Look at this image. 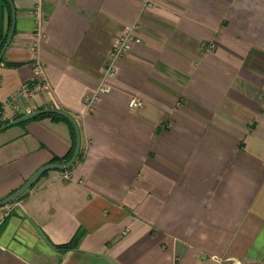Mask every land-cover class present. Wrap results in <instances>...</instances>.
I'll list each match as a JSON object with an SVG mask.
<instances>
[{
  "label": "crops",
  "instance_id": "1",
  "mask_svg": "<svg viewBox=\"0 0 264 264\" xmlns=\"http://www.w3.org/2000/svg\"><path fill=\"white\" fill-rule=\"evenodd\" d=\"M12 3L0 123L59 109L80 148L70 168L45 171L3 206L0 264H264V0ZM131 25L140 42L87 110ZM36 58L48 89L19 97ZM64 119L0 131V200L74 147Z\"/></svg>",
  "mask_w": 264,
  "mask_h": 264
},
{
  "label": "built area",
  "instance_id": "2",
  "mask_svg": "<svg viewBox=\"0 0 264 264\" xmlns=\"http://www.w3.org/2000/svg\"><path fill=\"white\" fill-rule=\"evenodd\" d=\"M148 1L155 2L158 0H148ZM134 29H135L134 25L127 26L123 29V31L119 35L114 37L111 47L108 51L107 61L104 65L102 77L99 84L94 90L84 95L83 97V103L87 110L91 109L93 102L95 101V99H97V97L100 94L108 93L111 90V86L107 83V80L111 79L114 76L117 70L116 68L117 60L130 50L133 43L140 42V39L134 34ZM32 70L35 81L33 82V84H28V83L21 84L17 90V95L19 97L21 96V97L33 99L37 97L39 93L46 91L48 89V85L44 81L43 64L39 61V59L36 58L33 60ZM142 105L143 102L136 97H129L127 100V106L130 109H138L141 108ZM63 178L67 179L68 174L65 173L63 175ZM12 203H13L11 206L12 208L17 205L15 201ZM11 207L9 208H3V206L0 207V224L3 223Z\"/></svg>",
  "mask_w": 264,
  "mask_h": 264
},
{
  "label": "water",
  "instance_id": "3",
  "mask_svg": "<svg viewBox=\"0 0 264 264\" xmlns=\"http://www.w3.org/2000/svg\"><path fill=\"white\" fill-rule=\"evenodd\" d=\"M9 8H10V26L7 32V36L5 39V42L3 46L0 49V61L3 57V54L8 46V44L11 41L13 31H14V24H15V11L13 7L12 0H6ZM43 114H56L58 116H61L69 121V123L72 125L73 130H74V147L72 154L70 158L64 162L60 163H47L41 167H39L18 189L13 191L11 194H9L7 197L3 198L0 200V207L6 205L9 202H14L16 198H18L21 194H23L27 189H29L35 181L40 177L42 173L45 171L51 170V169H58V170H64L68 169L72 166V164L75 162L78 153H79V148H80V135H79V130L77 127L76 122L74 119L65 111L55 109V108H43V109H37L33 111H29L27 113H23L18 117H15L8 122L0 125V131L9 128L11 126L23 123L25 121H28L30 119L36 118L40 115Z\"/></svg>",
  "mask_w": 264,
  "mask_h": 264
},
{
  "label": "trees",
  "instance_id": "4",
  "mask_svg": "<svg viewBox=\"0 0 264 264\" xmlns=\"http://www.w3.org/2000/svg\"><path fill=\"white\" fill-rule=\"evenodd\" d=\"M2 1H3V9H4L5 17H6V28L0 34V49L3 46L4 42H5V39H6V36H7V32H8L9 26H10V8H9V5H8L6 0H2ZM43 115H49V116H51L52 118H55V119H64L63 117L58 116L56 114H43ZM6 122L7 121H3L2 123H6ZM2 123H0V125ZM71 133H72L73 143H74V130H73L72 125H71ZM72 151H73V145L71 146V149L69 150L67 155H65L64 157H62L60 159H56L55 158L53 160H59V161L64 162V161H66V160H68L70 158V156L72 154ZM78 238H79V233H77L68 243L60 245V248H62V249L72 248L73 246H75Z\"/></svg>",
  "mask_w": 264,
  "mask_h": 264
}]
</instances>
